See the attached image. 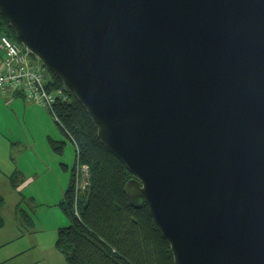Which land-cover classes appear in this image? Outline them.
<instances>
[{
	"label": "water",
	"instance_id": "1",
	"mask_svg": "<svg viewBox=\"0 0 264 264\" xmlns=\"http://www.w3.org/2000/svg\"><path fill=\"white\" fill-rule=\"evenodd\" d=\"M85 108L174 264H264V0H0Z\"/></svg>",
	"mask_w": 264,
	"mask_h": 264
},
{
	"label": "trees",
	"instance_id": "2",
	"mask_svg": "<svg viewBox=\"0 0 264 264\" xmlns=\"http://www.w3.org/2000/svg\"><path fill=\"white\" fill-rule=\"evenodd\" d=\"M2 35L24 49L0 14ZM43 68L46 91L61 90L59 78ZM64 92L68 98L62 100L57 96L51 109H47L77 153L67 188L58 203L69 223L57 229L55 248L67 264H174L170 245L148 207L145 204L133 207L126 197L124 186L132 175L101 143L85 108L69 91ZM49 143L59 154L65 144L52 140ZM76 164L85 166L89 173L88 186L80 195L74 187ZM19 176L14 172L9 177L13 186L18 185ZM20 212L23 216V211ZM3 225L0 214V229Z\"/></svg>",
	"mask_w": 264,
	"mask_h": 264
},
{
	"label": "rangeland",
	"instance_id": "3",
	"mask_svg": "<svg viewBox=\"0 0 264 264\" xmlns=\"http://www.w3.org/2000/svg\"><path fill=\"white\" fill-rule=\"evenodd\" d=\"M48 77L50 78L49 74ZM44 79H47L45 75ZM1 96L3 97L0 95V98ZM34 103L44 108L45 115L32 111L25 122L19 118L20 116L12 114L11 111L0 113V142L3 144L1 139L4 141V139L8 140L15 137L14 139L20 143L7 150L9 157L4 156L6 151L3 152L2 156V149H0V165L4 167L3 165L10 164V162H16L22 167V169L17 170L20 176L17 181L18 185L13 188L10 187L8 178L0 174V197L5 203L2 213H8L11 207L18 203L19 208L23 211L22 220L27 229H30L33 222L45 221V228L42 226L41 230L49 233L51 231L49 223H54V218L56 221L61 218L65 223H69V219L59 208L60 200L58 197H62L67 188L76 151L74 145L55 124L47 107L42 103ZM2 106L0 105V109ZM57 139L65 143L62 154L55 152L49 143L50 140L57 141ZM5 142L7 143V141ZM32 145L35 147L32 148ZM6 146L10 145L7 143ZM32 150L35 152H30ZM32 155H37V164L33 163L30 157ZM44 166L48 167L49 173L45 174L42 180H39L38 176L43 172ZM40 184L45 185V195L39 189ZM36 252L39 253V249H36ZM44 262L45 264H67L59 252L56 257L50 256Z\"/></svg>",
	"mask_w": 264,
	"mask_h": 264
},
{
	"label": "crops",
	"instance_id": "4",
	"mask_svg": "<svg viewBox=\"0 0 264 264\" xmlns=\"http://www.w3.org/2000/svg\"><path fill=\"white\" fill-rule=\"evenodd\" d=\"M6 98H8V100H6ZM0 105H3L0 109V113L11 111L12 114H16L18 117L20 116L19 118H22L25 122L32 111H37L45 115V110L42 106L35 104L33 101L26 100L21 95H15L10 98L9 96L3 95V97L1 96L0 98ZM3 138L5 137L3 136ZM14 138L15 137H11L8 140L4 139V141L1 139L3 142V144L0 142L2 156L3 152L6 151L4 156L9 157L7 155V150L13 145L20 144L19 141ZM5 141H7L10 146H6L7 143ZM57 141L61 140L57 139ZM63 146H65V144ZM34 147L35 145H32V148ZM63 150L64 148L60 154L63 153ZM30 152L35 151L32 150ZM36 156L37 155H32L30 157L32 158L33 163L37 164L38 158ZM3 166L4 167H1L0 165V174L8 178V183L11 188L15 187L10 182L9 177L12 173L17 172L18 169H22V167L19 164L17 165L16 162H10V164ZM47 173H49V169L44 166L43 172L39 174L38 179L42 180V177ZM39 189L45 195V185L40 184ZM62 198L63 195L62 197H58V200L61 201ZM4 207L5 203L1 198L0 214L4 219V225L0 229V264H45L44 260L46 258L50 256L56 257L59 252L54 245L57 229L65 226L68 222L65 223L61 218L56 221L54 218V223H49L51 228L49 233H45V231L41 230L42 226L45 228V221L39 223L33 222L30 225V229H27L22 220L21 209L19 208L18 203L16 206L13 205L8 213H2ZM36 249H39V253L36 252Z\"/></svg>",
	"mask_w": 264,
	"mask_h": 264
},
{
	"label": "built area",
	"instance_id": "5",
	"mask_svg": "<svg viewBox=\"0 0 264 264\" xmlns=\"http://www.w3.org/2000/svg\"><path fill=\"white\" fill-rule=\"evenodd\" d=\"M45 70L33 59L28 50L21 49L5 35L0 37V95H21L26 100L42 103L51 109L57 96L68 98L64 87L48 93L46 91ZM77 153V149H76ZM89 173L85 166H75L74 187L80 195L88 186Z\"/></svg>",
	"mask_w": 264,
	"mask_h": 264
}]
</instances>
